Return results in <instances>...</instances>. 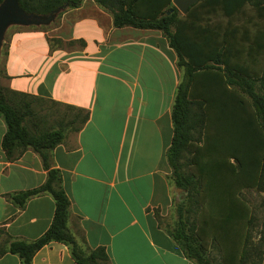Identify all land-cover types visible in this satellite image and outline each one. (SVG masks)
<instances>
[{"label":"crops","instance_id":"crops-1","mask_svg":"<svg viewBox=\"0 0 264 264\" xmlns=\"http://www.w3.org/2000/svg\"><path fill=\"white\" fill-rule=\"evenodd\" d=\"M38 17L6 26L0 87L88 113L52 151L70 203L67 229L83 249L104 248L107 264H194L154 216L173 201L165 153L181 80L175 52L160 31L114 28L93 0ZM5 131L0 118V264H20L9 244L41 237L54 201L45 193L22 207L13 202L10 195L44 184L47 171L30 149L9 160L1 148ZM31 264L75 262L66 245L52 242Z\"/></svg>","mask_w":264,"mask_h":264},{"label":"trees","instance_id":"trees-1","mask_svg":"<svg viewBox=\"0 0 264 264\" xmlns=\"http://www.w3.org/2000/svg\"><path fill=\"white\" fill-rule=\"evenodd\" d=\"M93 1L111 15L114 28L160 31L176 54L181 80L171 108L173 135L165 157L178 203L176 222L166 233L187 260L212 264L206 257L204 228L215 227L212 244L217 242L218 233L227 238L234 235L237 223L246 219V206L237 197L238 191L249 187L264 191V71L257 76L241 64L236 29L219 27L210 19L220 13L229 21L243 15L246 5L262 9L264 0H200L184 15L179 14L172 0ZM16 2L27 15L49 17L78 8L83 0ZM261 38L256 36L254 43L259 49L264 47ZM42 101L46 100L0 87V118L6 127L2 150L14 160L30 149L47 171L40 187L10 197L19 207L45 193L54 201L53 218L46 232L32 242L13 241L8 251L18 256L20 264H31L38 250L58 242L69 248L75 264H107L104 248L83 249L67 229L70 203L52 161V151L63 141L65 131L63 126L44 128L46 116L34 111L35 104ZM82 112L77 109L69 122L70 127L78 123L74 132L88 119V113ZM187 154L190 158L186 162ZM245 237L237 258L230 256L228 262L261 264L263 245L251 243L248 234ZM223 264H227L225 258Z\"/></svg>","mask_w":264,"mask_h":264},{"label":"rangeland","instance_id":"rangeland-1","mask_svg":"<svg viewBox=\"0 0 264 264\" xmlns=\"http://www.w3.org/2000/svg\"><path fill=\"white\" fill-rule=\"evenodd\" d=\"M261 8L262 9L257 10L246 5L243 15L233 17L229 19V21L220 13L214 15L210 19L212 24H218L219 27L230 26L236 29L237 47L241 49L239 62L247 66L251 72L257 76L261 75L264 71V47L259 49L254 44L256 43V36H261L262 43H264V6ZM179 14L184 15L180 12ZM55 19L56 17L51 21V24L55 22ZM2 45L4 46L1 41L0 47H2ZM1 65L2 64H0V68ZM34 107L36 113L41 116H46L44 121L46 124L44 128L46 129L63 126L64 131L73 133V128L78 126V123H75L73 127L69 125L70 120L76 115L74 108L55 105L49 102H39L35 104ZM66 124L69 126L64 128ZM189 158L190 156L187 154L184 160L187 162ZM230 162H232V159ZM175 195V189L173 187V201L171 207L164 216H160V214L157 213L158 223L167 230L174 226L177 219L175 208L178 199ZM237 197L246 206V219L240 222V225L237 223L234 235L232 234L227 238L223 233H218L217 242L214 241L212 244V237L214 236L213 230L215 227L206 226L204 228L207 236L205 237L207 246L206 257L212 264H223L224 258L227 264H233L234 262H228V260H231L229 257L232 256L233 260L235 257L237 258V251L242 248L244 239L246 238L245 234H248L251 243L261 242L264 247V191H259L254 187L242 188L238 191ZM203 217L205 216L203 215ZM248 219L249 224H247ZM261 264H264V251Z\"/></svg>","mask_w":264,"mask_h":264},{"label":"water","instance_id":"water-1","mask_svg":"<svg viewBox=\"0 0 264 264\" xmlns=\"http://www.w3.org/2000/svg\"><path fill=\"white\" fill-rule=\"evenodd\" d=\"M200 0H172L173 6L182 14ZM50 17V16H49ZM40 18L25 14L18 6L16 0H4L0 5V43L6 26L10 23L29 24ZM176 192H180L179 189Z\"/></svg>","mask_w":264,"mask_h":264}]
</instances>
